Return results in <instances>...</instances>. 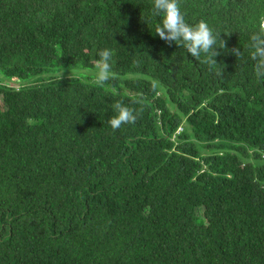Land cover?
I'll use <instances>...</instances> for the list:
<instances>
[{
    "label": "trees",
    "instance_id": "1",
    "mask_svg": "<svg viewBox=\"0 0 264 264\" xmlns=\"http://www.w3.org/2000/svg\"><path fill=\"white\" fill-rule=\"evenodd\" d=\"M179 2L215 65L152 0H0V264H264V0Z\"/></svg>",
    "mask_w": 264,
    "mask_h": 264
},
{
    "label": "clouds",
    "instance_id": "2",
    "mask_svg": "<svg viewBox=\"0 0 264 264\" xmlns=\"http://www.w3.org/2000/svg\"><path fill=\"white\" fill-rule=\"evenodd\" d=\"M151 9L152 15L160 19L155 32L162 40L183 46L187 53L198 61L203 58V62L209 65L216 64L214 59L218 55L216 49L224 48V41L206 21L201 20L194 24L187 22L179 0H152ZM249 40L250 58L254 61L255 75L258 79H264V17L260 19L258 31L253 33ZM233 52L239 55L235 49ZM98 55L97 82L103 84L111 76L113 51L105 48L99 51ZM113 112L114 115L108 122L114 130L124 124L134 123L137 119V113L119 102L113 105Z\"/></svg>",
    "mask_w": 264,
    "mask_h": 264
},
{
    "label": "rangeland",
    "instance_id": "3",
    "mask_svg": "<svg viewBox=\"0 0 264 264\" xmlns=\"http://www.w3.org/2000/svg\"><path fill=\"white\" fill-rule=\"evenodd\" d=\"M73 71H71V70H62V71H59L56 75H58V76H66V77H68V76H72L73 75Z\"/></svg>",
    "mask_w": 264,
    "mask_h": 264
}]
</instances>
